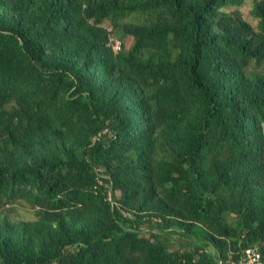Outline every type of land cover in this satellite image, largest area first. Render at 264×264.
<instances>
[{
  "label": "trees",
  "instance_id": "16d2710c",
  "mask_svg": "<svg viewBox=\"0 0 264 264\" xmlns=\"http://www.w3.org/2000/svg\"><path fill=\"white\" fill-rule=\"evenodd\" d=\"M253 246L264 0H0V264H237Z\"/></svg>",
  "mask_w": 264,
  "mask_h": 264
},
{
  "label": "built area",
  "instance_id": "2783aa9c",
  "mask_svg": "<svg viewBox=\"0 0 264 264\" xmlns=\"http://www.w3.org/2000/svg\"><path fill=\"white\" fill-rule=\"evenodd\" d=\"M111 41L115 42L114 46L117 50L121 49L122 41L113 36ZM237 264H264L263 253L259 247H248L245 250L244 257Z\"/></svg>",
  "mask_w": 264,
  "mask_h": 264
},
{
  "label": "rangeland",
  "instance_id": "374dc122",
  "mask_svg": "<svg viewBox=\"0 0 264 264\" xmlns=\"http://www.w3.org/2000/svg\"><path fill=\"white\" fill-rule=\"evenodd\" d=\"M243 11H244V14L245 15H247V13H248V9L247 8H243ZM107 25H109V23H106ZM117 34H119V33H117ZM116 37L118 38V36L116 35ZM122 40V39H121ZM125 43H129V41L128 40H125Z\"/></svg>",
  "mask_w": 264,
  "mask_h": 264
}]
</instances>
